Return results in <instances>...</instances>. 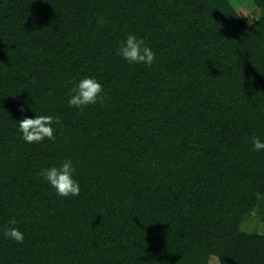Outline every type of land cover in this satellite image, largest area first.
Returning a JSON list of instances; mask_svg holds the SVG:
<instances>
[{
  "label": "trees",
  "instance_id": "obj_1",
  "mask_svg": "<svg viewBox=\"0 0 264 264\" xmlns=\"http://www.w3.org/2000/svg\"><path fill=\"white\" fill-rule=\"evenodd\" d=\"M239 1L251 25L233 0H0V264H264V0ZM84 78L105 100L70 107ZM37 115L55 141L23 140ZM69 158L77 197L39 175Z\"/></svg>",
  "mask_w": 264,
  "mask_h": 264
},
{
  "label": "clouds",
  "instance_id": "obj_2",
  "mask_svg": "<svg viewBox=\"0 0 264 264\" xmlns=\"http://www.w3.org/2000/svg\"><path fill=\"white\" fill-rule=\"evenodd\" d=\"M97 22L104 23L105 21L101 17ZM117 54L130 64L143 63L149 67L156 59V54L146 45L144 39L137 38L133 34H129L126 40L121 43ZM103 91V86L95 78H84L71 90L68 104L77 109L97 103L102 104L105 100ZM19 110L24 111V108L21 107ZM60 123V118L52 115H37L35 118L24 117L18 121L19 131L27 143H41L46 138L55 141L56 135L52 125ZM251 142L254 150H264V142L259 137H253ZM75 171L73 161L69 158L65 159L60 167L42 169L39 175L56 190L58 195L77 197L80 194V185L73 178ZM9 223L15 225L17 221L13 218ZM4 235L19 244L24 242L23 233L16 227L5 228Z\"/></svg>",
  "mask_w": 264,
  "mask_h": 264
},
{
  "label": "rangeland",
  "instance_id": "obj_3",
  "mask_svg": "<svg viewBox=\"0 0 264 264\" xmlns=\"http://www.w3.org/2000/svg\"><path fill=\"white\" fill-rule=\"evenodd\" d=\"M233 2L235 3L238 12L245 19L247 24L251 25L256 19H258L260 10L257 7H252L247 3L239 0H233ZM242 227L246 231H262L264 229V224L263 221L258 217V214L253 213L251 218L243 223ZM211 264H218V259L216 257H212Z\"/></svg>",
  "mask_w": 264,
  "mask_h": 264
}]
</instances>
